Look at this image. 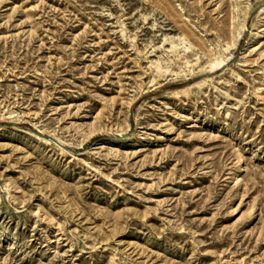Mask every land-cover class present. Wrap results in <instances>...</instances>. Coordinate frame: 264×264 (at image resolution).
Instances as JSON below:
<instances>
[{
  "label": "rangeland",
  "instance_id": "obj_1",
  "mask_svg": "<svg viewBox=\"0 0 264 264\" xmlns=\"http://www.w3.org/2000/svg\"><path fill=\"white\" fill-rule=\"evenodd\" d=\"M0 264H264V0H0Z\"/></svg>",
  "mask_w": 264,
  "mask_h": 264
},
{
  "label": "bare ground",
  "instance_id": "obj_2",
  "mask_svg": "<svg viewBox=\"0 0 264 264\" xmlns=\"http://www.w3.org/2000/svg\"><path fill=\"white\" fill-rule=\"evenodd\" d=\"M162 43H164L166 45V47L164 48L165 53L169 54L170 56H174V58L177 56V54L180 53L179 50H186L187 48V44L185 41V36H183L182 38L177 37V35H175V33L171 34V33H163L162 34ZM172 58V60L174 59ZM150 66H154V69L158 70L162 68V60L160 59H156L155 61H151L150 62Z\"/></svg>",
  "mask_w": 264,
  "mask_h": 264
}]
</instances>
